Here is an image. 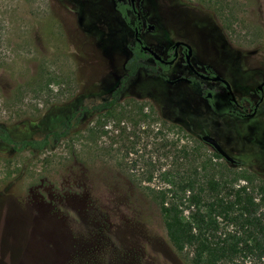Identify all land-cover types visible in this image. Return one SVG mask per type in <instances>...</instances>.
<instances>
[{
  "label": "rangeland",
  "instance_id": "obj_1",
  "mask_svg": "<svg viewBox=\"0 0 264 264\" xmlns=\"http://www.w3.org/2000/svg\"><path fill=\"white\" fill-rule=\"evenodd\" d=\"M116 1L129 4L0 0V127L13 138L60 130L72 111L117 86L133 32ZM134 3L145 45L166 59L174 42L188 43L192 63L210 65L228 82L234 109L250 112L264 83V0ZM180 64L165 76H188L185 66L172 72ZM119 101L85 113L54 147L16 152L0 142V264H189L169 245L142 189L161 185L156 169L173 168L181 146L219 180V197L230 200L241 185L264 197V101L254 116L214 115L196 87L170 86L146 68ZM203 134L238 163L216 157ZM149 169L156 177L147 183L140 176Z\"/></svg>",
  "mask_w": 264,
  "mask_h": 264
},
{
  "label": "trees",
  "instance_id": "obj_2",
  "mask_svg": "<svg viewBox=\"0 0 264 264\" xmlns=\"http://www.w3.org/2000/svg\"><path fill=\"white\" fill-rule=\"evenodd\" d=\"M115 7L127 25H136V19H131L127 12V4L116 1ZM128 48L124 73L104 100L90 107H78L68 115L60 130L49 131L38 138L15 139L0 127V142L16 152L41 151L70 137L85 113L112 110L120 102L127 82L140 69H150L146 64L148 54L136 44H129ZM208 104L216 115L230 113L231 103L223 92L212 93ZM142 117L146 119L147 115L142 114ZM178 155L173 168L156 169L160 186H142L161 215L169 245L189 264H264V197L257 201L247 185L239 186L230 200L219 197V180L210 175L205 166L198 169L195 162L192 163L189 148L181 146ZM215 156L220 157L217 153ZM154 172L146 170L140 179L150 183L156 177ZM258 188L262 193L264 188ZM227 224L231 226L229 231L224 229Z\"/></svg>",
  "mask_w": 264,
  "mask_h": 264
},
{
  "label": "flooded vegetation",
  "instance_id": "obj_3",
  "mask_svg": "<svg viewBox=\"0 0 264 264\" xmlns=\"http://www.w3.org/2000/svg\"><path fill=\"white\" fill-rule=\"evenodd\" d=\"M127 5L129 6V10L127 12L129 14L130 13H133L134 16H135L134 19H136V22H137L136 25H134L133 27H130L128 25L129 28L133 32V42L130 43V44L132 46H134L136 44L143 52H145L146 54H148V58L146 60V64L150 67V70L153 69L154 75H156L158 78H160L162 80H165V82H167L170 86H174V85H177L179 83H184L186 85L193 86L194 88L196 87V89H197V91H199V94L201 95V97L205 100L206 107L210 110V112H212V110L210 109V106L208 104V100L211 99L212 93H216V92H221L222 93L223 92V93H225L227 95V97L229 99V102L231 103L230 113L229 114L226 113V115H233V116L239 117V118H242V117H250V116H254L255 115L258 106L264 101V83L261 84L260 86H257V88L255 89V94L257 95L258 100L256 102H254V103H250L249 102L247 104V108L250 110V112L249 113L237 112L234 109V107H236L238 105V103H237L236 99H234V97L232 96L231 88H230V91L231 92H229L223 82H221L220 80H213V78L215 76H218V75H217V73L214 71V69L210 65H204L203 66L201 64H194V63H192V61H191V58L193 56V54H192V48H191V46L188 43H186L184 41H177V42H183V43L189 45L190 50H191V56L189 58V63L191 65V67H190V65L187 63V61L185 59V56L187 54L188 49L184 45H179L177 47H173V45L175 43L174 42L166 50V53H165L166 56H167L166 59L163 58V57H161L155 50H153L149 46L145 45V43L143 42V40L140 38V34L142 32V27L144 25V23H143V21L141 19L140 13H139V11L136 10L135 5H133V7H132V3L130 2V0H129V4H127ZM114 8L119 13V11L117 10V8L115 6H114ZM120 17H121V15H120ZM131 24L133 25V21H131ZM149 26H151V25H147L146 28L147 29H150ZM137 39H140V42ZM143 46L149 47L157 55H159L161 57V59H163V61H159V60L155 59L148 51L143 50V48H142ZM128 51L130 53L129 48H128ZM179 58L183 61V64H180L177 69L172 68V72L179 71L182 66H185L189 70V75L188 76H185L184 75V71L183 72L181 71L182 73L180 74V76L176 77L175 79H168L165 76V71L169 70V68L171 66H173L175 64V62H177L179 60ZM179 78H185L186 80L183 79V80L177 81V79H179ZM220 78H222V77H220ZM175 80H176V82H175ZM205 82H210V83H213V84L216 83L219 87L207 88L204 85ZM212 114H214V113L212 112ZM214 115H216V114H214ZM220 115H225V114H220ZM222 149H223V147H222ZM223 150L225 151V149H223ZM237 163H238V161L235 160L234 163H230V164L235 165Z\"/></svg>",
  "mask_w": 264,
  "mask_h": 264
},
{
  "label": "water",
  "instance_id": "obj_4",
  "mask_svg": "<svg viewBox=\"0 0 264 264\" xmlns=\"http://www.w3.org/2000/svg\"><path fill=\"white\" fill-rule=\"evenodd\" d=\"M134 1L135 0H130V2L132 3V7H133V5H134ZM149 28L151 29L152 28V26H149ZM139 42H140V39H137ZM179 45H184V46H186V48L188 49V51H187V54H186V56H185V59H186V61H187V63L190 65V63H189V58H190V56H191V50H190V47H189V45H187V44H185V43H183V42H175L174 43V45H173V47H177V46H179ZM143 48V50H146V51H148L155 59H157V60H159V61H163V59H161V57L159 56V55H157L153 50H151L149 47H147V46H143L142 47ZM190 67H191V65H190ZM183 79H185V78H179V79H177V81H180V80H183ZM186 80V79H185ZM213 80H220L221 82H223L224 84H225V86H226V88L228 89V91L229 92H231L230 91V87H229V84L227 83V81L226 80H224V79H222V78H220L219 76H215L214 78H213ZM175 82H176V80H175ZM201 140L204 142V143H206V144H208L209 146H211L214 150H215V152H217L221 157H223L226 161H228V162H230V163H234L235 162V160L232 158V157H230L223 149H222V147H221V145L212 137V136H210V135H208V134H203V135H201Z\"/></svg>",
  "mask_w": 264,
  "mask_h": 264
}]
</instances>
